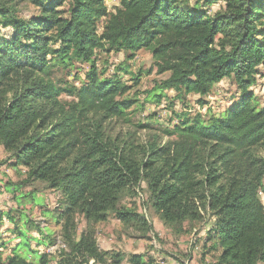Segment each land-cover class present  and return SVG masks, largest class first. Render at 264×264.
Listing matches in <instances>:
<instances>
[{
	"label": "trees",
	"instance_id": "obj_1",
	"mask_svg": "<svg viewBox=\"0 0 264 264\" xmlns=\"http://www.w3.org/2000/svg\"><path fill=\"white\" fill-rule=\"evenodd\" d=\"M220 1L120 0L110 12L106 0H0V29L13 31L0 36V147L10 155L0 166L27 169L16 191L39 182L60 192L69 251L59 264H155L100 250L94 230L77 238L80 216L91 224L115 217L147 239L146 217L122 205L142 187L147 206L175 231L212 216L207 242L216 264H264V105L251 92L264 69V0H224L211 15L207 8ZM23 3L37 14L20 17ZM142 50L151 52L159 75L169 74L149 94L152 103L174 91L179 100L199 96L204 107L227 79L240 99L222 115L175 113L179 121L162 129L174 138L165 144L156 133L142 145L130 131L114 135L116 123L154 128L132 117L143 106L138 94L129 95L141 73L124 64L111 73L96 57L123 52L132 61ZM77 63L89 66L81 86L57 76ZM50 261L40 255L38 264ZM0 264L35 263L15 251Z\"/></svg>",
	"mask_w": 264,
	"mask_h": 264
},
{
	"label": "rangeland",
	"instance_id": "obj_2",
	"mask_svg": "<svg viewBox=\"0 0 264 264\" xmlns=\"http://www.w3.org/2000/svg\"><path fill=\"white\" fill-rule=\"evenodd\" d=\"M185 1L190 6H195L199 0ZM106 4L110 12H115V8L120 6V0H106ZM225 4V1L221 0L207 9L212 15L223 9ZM20 7V17L28 19L37 14V11L32 6L23 3ZM67 7V5L64 7V16H66ZM103 24L104 20L99 23V33L103 31ZM0 30L1 37L9 38L13 35L11 29L2 28ZM127 56L128 54L123 52H113L109 55L98 53L96 58L101 65L108 61L111 73L115 67L121 64L129 66V71L134 73V75L141 73L139 85L132 88L129 95L138 94V100L143 106L139 107L132 117L136 123L153 126V131L136 129L134 126L117 125V123L112 127L114 135L118 132L125 134L130 131L132 137L135 138V142L139 145L145 144L151 138V133L161 134L159 141L162 144L174 139L164 136L162 129L171 127L179 121L176 119L175 113H189L190 115L201 113L205 115L209 112L222 115L240 99L236 85L231 79H227L214 87L213 92L205 98L208 105L204 107H200L197 104L199 96L187 95L184 100H179L176 98L177 94L174 91H166L167 101L156 105L150 101L151 96L149 94L162 80L168 78L169 74L159 75L157 73L155 60L148 50L138 52L132 61L127 60ZM88 69V65L77 63L70 70L57 69V76L81 86L85 72ZM260 71L261 75L257 77L256 85L251 88V92L258 99L259 105L263 106L264 69L261 68ZM123 80L131 86L134 85L130 75H123ZM9 157L10 155L4 148L0 147V162L7 161ZM26 171L27 169L22 166L13 165L12 161L0 166V245L6 244L5 247L0 249V257L5 259L17 251V253L35 264H38L40 255H48L51 258L49 264H59L63 253L69 251V246L62 234L63 220L58 218V215L60 216L58 209H62L60 192L47 189L45 184L39 182L32 186L23 187L20 190L17 188L16 191L14 187L24 179ZM145 189V187H142L141 190L135 191L136 195H126L122 205L135 209L146 217L150 227L147 239L143 238V230L137 229L136 226H125L115 217H111L105 223L91 224L80 216L76 217L78 226L77 238L89 230H94L96 236L99 234L104 235V233L109 231L118 244L123 246L124 249L126 247V250L129 251L127 254H135L132 253L135 251H144L137 255H145L152 258L155 264H216L217 254L215 252L209 253L211 242H207L209 231L214 223L212 216L208 214L202 222L185 224L182 230L175 231L165 226L155 212L147 206L148 194L144 191ZM260 198L264 203V194H260ZM8 213L16 220L15 223L9 220L6 215ZM24 215L30 220V224L24 225V223H21L25 219ZM18 229L25 234L20 235ZM32 232L36 233L31 235ZM19 236L22 239L17 244L15 241L20 239ZM104 236L107 238L110 235ZM39 239H42L45 244L44 253L40 255L34 252L36 247H38ZM58 241L66 245V250L64 251L63 249L61 253L48 252V250L57 245ZM141 244L142 247H139ZM116 252H122V250H116Z\"/></svg>",
	"mask_w": 264,
	"mask_h": 264
},
{
	"label": "crops",
	"instance_id": "obj_3",
	"mask_svg": "<svg viewBox=\"0 0 264 264\" xmlns=\"http://www.w3.org/2000/svg\"><path fill=\"white\" fill-rule=\"evenodd\" d=\"M22 209H24L22 207ZM38 209V208H37ZM1 231V230H0ZM11 232V231H9ZM36 232H32L31 235L35 234ZM104 235H110V236H107V238L104 236ZM104 235H98L97 236V243H98V247L100 248V250L102 251H106V252H109V251H116V250H122V253H125L127 254V252L129 253V251L126 250V247L125 249L123 248V246H121L120 244H118L116 242V239L113 238L111 235V233H109V231H107V233H104ZM20 237V236H19ZM79 238V237H78ZM22 239V237H20V239H18L17 241H15V243H17L18 241H20ZM115 239V240H113ZM18 244V243H17ZM20 246V245H19ZM115 246H118V247H115ZM138 246V245H136ZM44 247H45V244L44 242L42 241V239H39V243H38V247H36L35 251L36 253H38L39 255L41 254L40 251L44 250ZM139 247H142V244L139 245ZM18 249V248H17ZM144 251H135V252H132V253H135V254H140V253H143Z\"/></svg>",
	"mask_w": 264,
	"mask_h": 264
},
{
	"label": "built area",
	"instance_id": "obj_4",
	"mask_svg": "<svg viewBox=\"0 0 264 264\" xmlns=\"http://www.w3.org/2000/svg\"><path fill=\"white\" fill-rule=\"evenodd\" d=\"M63 249H64V251L66 250V245H63L60 241H58L57 245H55L53 248L48 250V252H51V253L59 252V253H61ZM40 253H44V250L40 251ZM92 263L93 262H91V264Z\"/></svg>",
	"mask_w": 264,
	"mask_h": 264
}]
</instances>
